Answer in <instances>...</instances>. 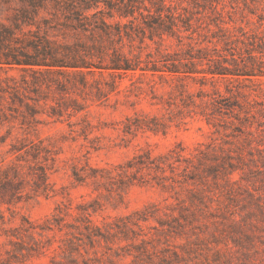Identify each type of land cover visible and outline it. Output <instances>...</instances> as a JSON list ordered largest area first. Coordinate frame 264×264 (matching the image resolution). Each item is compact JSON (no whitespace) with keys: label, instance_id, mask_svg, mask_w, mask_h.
Here are the masks:
<instances>
[{"label":"rangeland","instance_id":"rangeland-1","mask_svg":"<svg viewBox=\"0 0 264 264\" xmlns=\"http://www.w3.org/2000/svg\"><path fill=\"white\" fill-rule=\"evenodd\" d=\"M216 5L236 51L264 38V0ZM25 7L22 0H0V25H11ZM28 23L5 43L15 53L43 57L47 51L50 61L68 44L83 57L79 45L92 43L47 7L31 14ZM200 23L203 29L193 41L165 37L159 45L146 39L132 46L124 41L122 50L142 61L183 55L188 43L208 45L214 53L200 41L220 32L212 25L204 29L208 19ZM213 41L215 48L224 47ZM31 74L0 70V87L11 76L27 98L38 99H0L5 113L0 183L9 179L17 186L13 192L0 190V264H264V77L203 85L139 72L114 78L97 73L87 76L90 93L85 94L78 77L60 75L35 92ZM34 76L47 80L44 74ZM98 87L105 97L96 94ZM220 97L238 101L242 110L234 111L240 121L215 110ZM71 99L84 108H73ZM24 102L34 104L35 114H28ZM137 124L141 128L135 129ZM169 153L192 162L182 161L174 177L169 170L166 178L152 170L122 173L138 155L150 161L148 156ZM228 155L237 167L232 172L223 165ZM211 165H218L217 177L210 174ZM40 169L46 180L36 186ZM184 173L196 179L184 181Z\"/></svg>","mask_w":264,"mask_h":264},{"label":"trees","instance_id":"trees-1","mask_svg":"<svg viewBox=\"0 0 264 264\" xmlns=\"http://www.w3.org/2000/svg\"><path fill=\"white\" fill-rule=\"evenodd\" d=\"M29 8L21 9L11 19V25H0V51L3 56H0V70L11 71L20 70L23 72H31L33 80L31 81L35 92L40 91V85L45 84L49 88V83L56 82L52 75H60L63 77H78L80 92L85 94L89 82L88 75H104L109 77H120L122 75L132 73L139 75H154L160 79H184L188 78L193 81H199L201 84L207 82L213 83L218 79H233L264 77V64L260 61L259 56H264V38L258 37L256 45L250 43L251 47H246L244 50L231 47L232 40L228 37V27L225 26L222 10L217 8L218 0H22ZM47 7V13L54 18L61 19L65 27L71 28L74 31L86 35L91 41L88 47L83 48L84 56L78 55L79 51L73 49L72 46L62 45L63 54L58 56L55 53L50 55V61H47V51L43 57L38 55H29L25 53H15L17 49L5 43L13 41L15 32L21 30V24L32 25L28 23L31 14H36L40 9ZM202 19H208L207 25L204 27L207 30L209 26H214L219 35L214 34L210 38L202 36L200 43H209L212 45V51L208 52V45L205 47H195L188 43V50L180 56H170L165 54L162 60L142 61L138 55H128L122 47L124 41L129 46L137 42L140 45L149 40L159 45L165 37L176 39L181 42L187 38L194 40L193 34L200 36L197 29H203ZM22 22V23H21ZM21 23V24H20ZM157 38V40H155ZM223 42L224 47L215 48L214 41ZM34 53H38L33 47ZM147 57H151L150 54ZM92 58L98 61H92ZM47 75V80L36 78L34 75ZM11 81L12 83L8 82ZM26 82V81H25ZM41 82V83H40ZM38 84V85H36ZM57 84L59 85L58 81ZM68 84L76 87L77 83ZM39 86V87H37ZM109 90L114 89V84H108ZM23 86L19 84L13 77L7 76L5 85L0 87V99H6V95L12 103L15 100L21 102L23 97L26 99L38 101V99H30L24 95ZM38 94V93H37ZM96 94L105 97V92L100 87L96 88ZM43 96L41 99H45ZM214 108L218 112L231 114L236 120L240 118L234 110H242L241 105L237 100L230 101L229 98L220 97L214 100ZM73 108L82 110L84 104L76 99H71ZM25 109L28 114H35L34 104L24 102ZM5 113L3 106L0 104V117ZM54 114V113H53ZM141 128L140 125H135V129ZM149 130L156 128L148 127ZM127 132H131L132 128L128 127ZM26 154L35 155L30 150L25 151ZM146 156H148L146 154ZM142 156L138 155L133 160L127 162V169L122 171L126 174L131 170V174L141 170H152L155 173H160L164 176L166 170L173 174L183 161L186 164L192 161L182 155L173 156L166 154L151 158L150 161H142ZM231 156H226V163L232 172L237 169L230 160ZM201 164V163H200ZM218 165H211L214 177L218 176V170L214 168ZM187 167L184 166V172ZM205 172V170H203ZM209 174V175H210ZM184 181L187 179L195 180L196 176L189 177V173H184ZM200 178V177H199ZM46 180V173L40 169L36 173L35 184L39 181ZM165 187L164 185H162ZM17 186L12 180H5L0 183V190L9 189L10 192L17 190ZM12 190V191H11ZM15 193V192H14ZM13 194V193H12Z\"/></svg>","mask_w":264,"mask_h":264}]
</instances>
